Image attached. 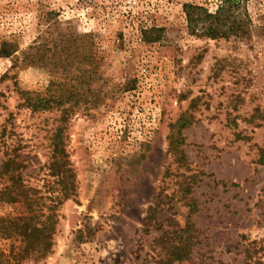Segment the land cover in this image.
Listing matches in <instances>:
<instances>
[{"label":"rangeland","instance_id":"obj_1","mask_svg":"<svg viewBox=\"0 0 264 264\" xmlns=\"http://www.w3.org/2000/svg\"><path fill=\"white\" fill-rule=\"evenodd\" d=\"M222 1L0 0V49L15 50L0 56V190L12 157L58 203L59 128L74 172L53 252L24 264H264V0H247L245 36L193 35L183 5L215 13ZM67 34L87 36L91 74L76 63L73 84L51 66L11 68ZM73 85L66 115L22 105L21 91L67 97ZM19 209L0 202V216Z\"/></svg>","mask_w":264,"mask_h":264},{"label":"trees","instance_id":"obj_2","mask_svg":"<svg viewBox=\"0 0 264 264\" xmlns=\"http://www.w3.org/2000/svg\"><path fill=\"white\" fill-rule=\"evenodd\" d=\"M247 0H223L215 13L206 7L185 3L183 10L188 23V29L197 37L215 39H229L233 36L242 37L248 32ZM61 39L54 41V50L43 49L46 43H38L23 53L21 58H16L12 69L18 64L52 67L62 69L67 78L74 84V67L80 65L84 74L92 73L94 61L92 56L85 53V41L87 36L62 35ZM9 44L4 42L0 49V56L13 58L15 50H8ZM84 49V50H82ZM69 96L43 95L32 91H21L22 105L34 112L49 111L53 109L64 110L66 113L74 108V85ZM66 120V118H65ZM178 123L181 128L187 127L191 121L182 117L172 125L170 146L178 151V142L173 127ZM59 128L55 134L57 143L56 154L53 157L50 168L53 170L59 165V171L54 172L59 176L58 183L61 185V196L58 203L47 205L44 198L36 189L28 187L22 178L21 163L12 157L6 159L2 165V174L8 176V184L0 190V202L17 204L20 206L14 216H0V236L10 239L11 246L8 252L0 247V264H24V260L37 257H48L54 248V236L57 230L56 208L59 204L74 196V172L67 161V154L62 145ZM58 152V155H57ZM179 152V151H178ZM185 156L183 151H180ZM58 158V159H57ZM69 178V179H68ZM181 259L182 257H178Z\"/></svg>","mask_w":264,"mask_h":264}]
</instances>
